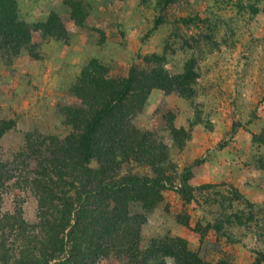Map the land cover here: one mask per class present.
I'll return each instance as SVG.
<instances>
[{
	"label": "rangeland",
	"instance_id": "obj_1",
	"mask_svg": "<svg viewBox=\"0 0 264 264\" xmlns=\"http://www.w3.org/2000/svg\"><path fill=\"white\" fill-rule=\"evenodd\" d=\"M16 2L20 20L31 27V48L15 56L0 50V119L15 123L0 139V161L24 151L26 134L62 139L72 131L64 111L85 107L74 87L83 72L96 74L93 63L125 83L159 66L179 75L194 60L193 97L153 89L130 120L151 135L168 164L160 171L131 161L121 174L163 173L174 186L146 212L142 244L169 235L212 263L264 264V0ZM50 14L64 38L43 33ZM170 127L183 131L182 142ZM19 169L1 191L0 211L17 204L32 223L37 202ZM180 177L193 188H212L185 199L176 190ZM96 264L122 263L110 256Z\"/></svg>",
	"mask_w": 264,
	"mask_h": 264
},
{
	"label": "trees",
	"instance_id": "obj_2",
	"mask_svg": "<svg viewBox=\"0 0 264 264\" xmlns=\"http://www.w3.org/2000/svg\"><path fill=\"white\" fill-rule=\"evenodd\" d=\"M17 11L16 0H0V50L12 56L31 48V27ZM55 21L50 14L41 25L43 33L64 38ZM93 64L96 74L83 72L74 87L85 107L64 111L72 131L62 139L26 134L24 151L12 162L0 161V209L1 191L20 167L37 202L32 223L17 204L12 212L0 211V264H96L110 256L122 264H226L204 260L180 237H153L143 246L146 212L162 200L164 188L174 186L163 173L155 178L121 174L122 165L131 161L160 171L161 164H168L162 148L152 146L151 135L132 127L130 120L153 89L193 97L195 61H187L179 75L159 66L125 83L110 80ZM14 125L0 119V139ZM170 128L172 138L182 142L183 131ZM93 161L97 167H91ZM210 188H193L180 177L176 190L187 199L195 190ZM132 205L139 211H131Z\"/></svg>",
	"mask_w": 264,
	"mask_h": 264
}]
</instances>
